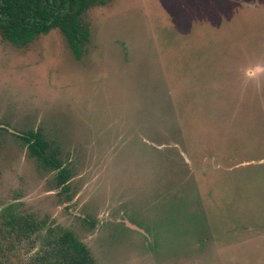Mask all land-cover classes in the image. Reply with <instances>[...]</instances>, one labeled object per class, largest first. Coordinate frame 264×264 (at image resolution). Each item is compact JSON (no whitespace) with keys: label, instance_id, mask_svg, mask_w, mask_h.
I'll return each instance as SVG.
<instances>
[{"label":"rangeland","instance_id":"obj_1","mask_svg":"<svg viewBox=\"0 0 264 264\" xmlns=\"http://www.w3.org/2000/svg\"><path fill=\"white\" fill-rule=\"evenodd\" d=\"M81 22L80 57L58 29L0 36V214L96 264H264V0H96Z\"/></svg>","mask_w":264,"mask_h":264},{"label":"trees","instance_id":"obj_2","mask_svg":"<svg viewBox=\"0 0 264 264\" xmlns=\"http://www.w3.org/2000/svg\"><path fill=\"white\" fill-rule=\"evenodd\" d=\"M96 0H0V36L24 46L41 34L58 29L80 57V45L88 32L81 22L85 10ZM20 138L30 154L47 166L59 169V184L66 172L45 155L46 143L37 132ZM0 264H96L86 245L74 233L45 228L31 215L6 209L0 214Z\"/></svg>","mask_w":264,"mask_h":264},{"label":"flooded vegetation","instance_id":"obj_3","mask_svg":"<svg viewBox=\"0 0 264 264\" xmlns=\"http://www.w3.org/2000/svg\"><path fill=\"white\" fill-rule=\"evenodd\" d=\"M25 135V134H24ZM23 136V135H22Z\"/></svg>","mask_w":264,"mask_h":264}]
</instances>
